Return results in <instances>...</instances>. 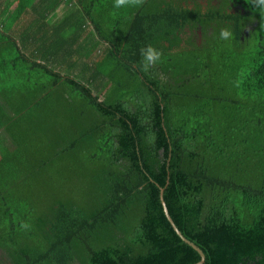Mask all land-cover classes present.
<instances>
[{"label": "trees", "instance_id": "1", "mask_svg": "<svg viewBox=\"0 0 264 264\" xmlns=\"http://www.w3.org/2000/svg\"><path fill=\"white\" fill-rule=\"evenodd\" d=\"M205 1L0 0L3 264H264V15Z\"/></svg>", "mask_w": 264, "mask_h": 264}, {"label": "clouds", "instance_id": "2", "mask_svg": "<svg viewBox=\"0 0 264 264\" xmlns=\"http://www.w3.org/2000/svg\"><path fill=\"white\" fill-rule=\"evenodd\" d=\"M141 0H113V7L117 10L127 7H138ZM256 4L261 7V15H264V0H255ZM221 39H229L231 33L229 30H222L220 33ZM141 54L144 58V69L148 70L150 66L158 63L161 60V52L155 47L148 46L141 50ZM21 229L27 231L30 230L31 225L28 223L21 224Z\"/></svg>", "mask_w": 264, "mask_h": 264}, {"label": "rangeland", "instance_id": "3", "mask_svg": "<svg viewBox=\"0 0 264 264\" xmlns=\"http://www.w3.org/2000/svg\"><path fill=\"white\" fill-rule=\"evenodd\" d=\"M67 13H68V9L67 8L64 9L62 7V9L59 10L57 16H55L54 18L57 19L58 16L61 17V16H64L65 14H67ZM2 133H4V132H2ZM6 146H10V143L8 141V138L6 136H4L1 139V141H0V149H2L3 147H6ZM75 187H77V189H78L77 193H80V194H82L84 189L87 188L86 187V183H84V182H82L81 185L80 184H76ZM72 188H73V186H70V185H68V187H65L66 190H72ZM8 261H10V260L7 257L6 253L0 250V263L3 264V263H7Z\"/></svg>", "mask_w": 264, "mask_h": 264}, {"label": "water", "instance_id": "4", "mask_svg": "<svg viewBox=\"0 0 264 264\" xmlns=\"http://www.w3.org/2000/svg\"><path fill=\"white\" fill-rule=\"evenodd\" d=\"M163 194H164V191H163ZM162 200H163V204H164V207H165V212H166V214H167V216H168V219H169L170 222L172 223V225H173V227L175 228V230L177 231V233L182 237V234H181L180 230L177 228V226H176L174 220H173L172 217L170 216L169 210H168V208L166 207V203H165L164 197L162 198ZM184 240H185V239H184ZM185 241H186V240H185ZM187 242H188V241H187ZM188 243H190V242H188ZM190 244H191L193 247H195V248L200 252V254H201L202 258H203V261H202V263H200V264H203V263L205 262V255H204V253H203L199 248H197V246L194 245L193 243H190Z\"/></svg>", "mask_w": 264, "mask_h": 264}, {"label": "flooded vegetation", "instance_id": "5", "mask_svg": "<svg viewBox=\"0 0 264 264\" xmlns=\"http://www.w3.org/2000/svg\"><path fill=\"white\" fill-rule=\"evenodd\" d=\"M204 1H205V0H204ZM204 1H202L203 4H204V7H206V6L208 7V5H209L208 2H207V1L204 2ZM218 3H219V2H217L216 4H218ZM219 5H220V4H218V6H219ZM232 5H233V4H232Z\"/></svg>", "mask_w": 264, "mask_h": 264}]
</instances>
